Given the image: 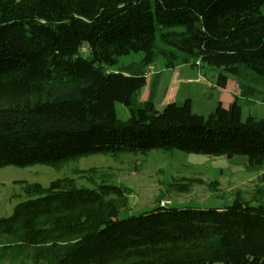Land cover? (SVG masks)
Masks as SVG:
<instances>
[{"label": "trees", "instance_id": "16d2710c", "mask_svg": "<svg viewBox=\"0 0 264 264\" xmlns=\"http://www.w3.org/2000/svg\"><path fill=\"white\" fill-rule=\"evenodd\" d=\"M137 65L116 70L120 59ZM158 58L209 66L216 85L247 67L264 76V0H0V168L62 166L81 157L178 150L245 156L264 168V118L234 100L208 116L192 100L138 103ZM130 111L122 121L116 104ZM91 181L98 171L87 172ZM27 188L0 220V257L32 264H264V205L238 194L223 209L161 207L120 218L129 190L101 175ZM175 184L189 192L200 179ZM218 183L211 184L216 189ZM18 256V255H15Z\"/></svg>", "mask_w": 264, "mask_h": 264}, {"label": "rangeland", "instance_id": "374dc122", "mask_svg": "<svg viewBox=\"0 0 264 264\" xmlns=\"http://www.w3.org/2000/svg\"><path fill=\"white\" fill-rule=\"evenodd\" d=\"M141 57V54H132L121 58L116 70L137 65ZM217 74L216 69L200 65L166 69L164 60L158 58L148 76L157 79L140 92L138 103L151 96L156 107L163 109L167 99L183 103L191 98L193 112L208 116L219 101L229 105L237 100L243 107V120L249 115L264 118V76L242 66L239 76L230 77L227 90H223L216 85ZM116 113L122 121L130 118V111L120 103L116 104ZM91 170L98 171L95 181L83 177L89 176L87 172ZM101 175L109 184L129 190L128 208L121 212V219L151 211L159 200L179 209H223L232 205L239 194L252 205H264V168H250L245 156L227 158L178 150H151L90 155L62 166L2 167L0 220L11 217L16 207L29 199L27 188L31 185L48 188L53 181L72 179L77 188L97 189ZM184 179H200L203 184L195 183L191 191L179 192L174 185L185 184ZM213 183H218L216 189L210 188ZM20 256L16 251L11 252L9 259L0 257V264H32Z\"/></svg>", "mask_w": 264, "mask_h": 264}, {"label": "built area", "instance_id": "2783aa9c", "mask_svg": "<svg viewBox=\"0 0 264 264\" xmlns=\"http://www.w3.org/2000/svg\"><path fill=\"white\" fill-rule=\"evenodd\" d=\"M153 69V67H151L149 70V72H151V70ZM171 204H170V202H166V201H161V203H160V206L161 207H167V206H170Z\"/></svg>", "mask_w": 264, "mask_h": 264}, {"label": "crops", "instance_id": "0c3cea01", "mask_svg": "<svg viewBox=\"0 0 264 264\" xmlns=\"http://www.w3.org/2000/svg\"><path fill=\"white\" fill-rule=\"evenodd\" d=\"M153 79H157L156 76H153L151 79L148 78V82L150 83L151 81L153 82ZM188 99H191V98H188ZM187 100V99H186ZM173 101H176L175 99H167V104L169 102H173ZM177 102V101H176Z\"/></svg>", "mask_w": 264, "mask_h": 264}]
</instances>
